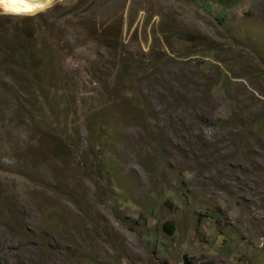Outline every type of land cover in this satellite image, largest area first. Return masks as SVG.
I'll use <instances>...</instances> for the list:
<instances>
[{
  "label": "rangeland",
  "instance_id": "rangeland-1",
  "mask_svg": "<svg viewBox=\"0 0 264 264\" xmlns=\"http://www.w3.org/2000/svg\"><path fill=\"white\" fill-rule=\"evenodd\" d=\"M0 264H264V0L0 15Z\"/></svg>",
  "mask_w": 264,
  "mask_h": 264
},
{
  "label": "clouds",
  "instance_id": "clouds-1",
  "mask_svg": "<svg viewBox=\"0 0 264 264\" xmlns=\"http://www.w3.org/2000/svg\"><path fill=\"white\" fill-rule=\"evenodd\" d=\"M55 0H0V15L32 17L47 12Z\"/></svg>",
  "mask_w": 264,
  "mask_h": 264
},
{
  "label": "bare ground",
  "instance_id": "bare-ground-1",
  "mask_svg": "<svg viewBox=\"0 0 264 264\" xmlns=\"http://www.w3.org/2000/svg\"><path fill=\"white\" fill-rule=\"evenodd\" d=\"M56 1V0H55Z\"/></svg>",
  "mask_w": 264,
  "mask_h": 264
},
{
  "label": "trees",
  "instance_id": "trees-1",
  "mask_svg": "<svg viewBox=\"0 0 264 264\" xmlns=\"http://www.w3.org/2000/svg\"><path fill=\"white\" fill-rule=\"evenodd\" d=\"M173 232V231H172Z\"/></svg>",
  "mask_w": 264,
  "mask_h": 264
}]
</instances>
